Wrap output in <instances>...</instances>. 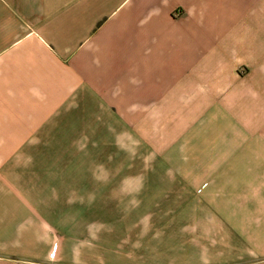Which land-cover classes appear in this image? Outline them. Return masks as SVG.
Segmentation results:
<instances>
[{"label":"crops","instance_id":"crops-1","mask_svg":"<svg viewBox=\"0 0 264 264\" xmlns=\"http://www.w3.org/2000/svg\"><path fill=\"white\" fill-rule=\"evenodd\" d=\"M109 97L171 114L186 167L50 152ZM116 247L120 264H264V0H0V264H116Z\"/></svg>","mask_w":264,"mask_h":264},{"label":"rangeland","instance_id":"rangeland-1","mask_svg":"<svg viewBox=\"0 0 264 264\" xmlns=\"http://www.w3.org/2000/svg\"><path fill=\"white\" fill-rule=\"evenodd\" d=\"M107 103L108 107L115 111L110 113V117L104 123L97 122L96 126L94 122L91 124L92 127L82 130V137L78 138L76 143L51 146L50 152L76 154L77 167L82 169L158 170L186 167L187 161L172 159L177 156L176 153L181 150L183 144L171 143V114L122 112L123 107L117 98L109 97ZM142 124H145V127H142ZM70 130L71 132L66 135L68 140L77 135L76 129L73 132V129ZM78 131H81L79 127ZM183 152H186L185 149ZM104 211L100 210V218ZM114 229L115 244H125L117 240H122L129 226L115 225ZM122 251L123 249L116 247L115 256L113 258L100 256V263H108L110 260L116 264L126 263Z\"/></svg>","mask_w":264,"mask_h":264}]
</instances>
